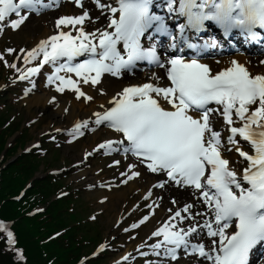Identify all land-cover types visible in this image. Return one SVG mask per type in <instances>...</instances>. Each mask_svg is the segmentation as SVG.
<instances>
[{"label":"snow or ice","instance_id":"snow-or-ice-1","mask_svg":"<svg viewBox=\"0 0 264 264\" xmlns=\"http://www.w3.org/2000/svg\"><path fill=\"white\" fill-rule=\"evenodd\" d=\"M73 3L81 9L79 14L58 16V31L31 48L19 49L24 55L17 59L29 66L10 65L20 73L17 79L28 80L44 64H51L55 71L48 75L49 83L60 92L71 89L77 99L92 101L81 85L106 94L105 74L122 77L140 62L163 70L153 71L142 83L121 85L107 106L76 120L69 135L75 140L87 128L107 127L116 136L97 148L123 152L129 162L121 175L140 177L143 165L159 177L152 187L174 185L189 194L191 199L175 211L168 209L171 215L152 232L160 238L151 245L153 254L160 255L163 249L164 256L177 260L178 249H183L185 255L202 258L197 264H250L253 249L264 245V72L253 73L236 58L214 70L201 57L218 41L194 42L189 33L198 35L207 29L206 22H214L225 36L237 30L246 41L262 43L264 0H163V14L154 11V0H93L100 10L94 17L82 0ZM58 6L59 0H0V32L9 26L16 30L31 13ZM180 17L183 22L175 23ZM86 21L101 23L88 31ZM162 36L169 40L165 51L183 46L194 55H162L157 50ZM0 60L9 63L4 53ZM152 195L150 188L145 198ZM171 202L179 204L176 196ZM148 219L145 215L141 222ZM0 231L10 245L15 243L2 221ZM201 235L208 244L203 239L194 242Z\"/></svg>","mask_w":264,"mask_h":264},{"label":"trees","instance_id":"trees-1","mask_svg":"<svg viewBox=\"0 0 264 264\" xmlns=\"http://www.w3.org/2000/svg\"><path fill=\"white\" fill-rule=\"evenodd\" d=\"M6 118H0V156L4 150L7 138L16 133L20 122H13L7 128L1 129ZM27 134L19 139L4 155L10 159L16 154V148L21 146ZM40 165L34 156L20 155L7 165L0 178V219L11 222L15 244H9L3 231H0V264H72L91 243L98 239V234L91 236L92 227L80 213L69 212L70 199L56 200L48 203L54 187L48 177L38 180L34 187L26 193L21 202L13 197L19 189L35 176ZM39 203H48L44 214L28 217L27 211ZM61 232L57 238L49 240L53 233ZM90 236V237H89ZM22 250L24 260L18 261L17 251Z\"/></svg>","mask_w":264,"mask_h":264},{"label":"rangeland","instance_id":"rangeland-1","mask_svg":"<svg viewBox=\"0 0 264 264\" xmlns=\"http://www.w3.org/2000/svg\"><path fill=\"white\" fill-rule=\"evenodd\" d=\"M31 20L32 21L36 20L35 25L37 24L38 26L36 29V31L38 32L42 26L41 19L32 18ZM28 23L17 34L12 35V37L10 35L7 36L11 38L10 40H5L6 37L4 36L2 41L5 42V49L9 47L11 48L16 47L18 49L29 48L31 46L30 42L25 41V38H24V35L28 38L30 35L29 30H32L31 24H28ZM7 54L10 55L11 53H7ZM2 85H4L3 82H0V86ZM10 85L11 84H5L4 88H7ZM46 91H47L46 89L44 90L38 89V91L29 94L27 97L20 96L18 98L20 100L19 106L15 108V112L17 111L20 112L22 116L21 118L22 123L23 122L30 123L32 121L43 119V118L46 119L44 124L35 125L29 129V135L31 136V139L30 141L26 142L25 146H29L30 143L32 142H38L40 135L49 129H52V128L57 129V128H61L63 126L66 127L67 125H69L67 116H63L62 114H60L59 109L57 108V105L52 106L51 104H45V105L35 106V105L28 103V100L32 98L33 95H42L44 93L49 94ZM49 92H52V94H49L50 96L53 95L57 99V104H58V101L60 100L61 102H64L67 105L73 106L77 108L78 110L80 109L81 104H83L85 107V104L83 102L76 99L74 92H71V94H68L65 96H58L57 94H54L53 91H49ZM96 104H99V102H97ZM88 107L89 106L87 105L84 108V110H87ZM82 111L83 109H81V112ZM89 138L85 139L83 142L77 144L74 147L62 146L59 152L60 160L56 163L55 167L60 168L62 166H68L69 164L74 163V162H79L80 155L84 151V150L83 151L81 150L84 147L90 148L94 143V141H92V139H89ZM98 139H104V137L101 136ZM10 140L12 141L14 139L11 138ZM87 142H89L90 144L84 146V144H86ZM23 150L20 148L19 149L17 148V154L22 153ZM94 163L96 165H94ZM105 163L106 161H101L97 159L93 161V167L102 170L101 168H104L107 166L105 165ZM6 164H3V165H6ZM3 165L1 167H3ZM91 171L92 170H89L88 172L92 173ZM78 175L79 174H76L72 176L71 178H69L67 180V183L70 184L72 181H74V184H73L74 186H76L79 189L85 190L84 188L87 187L90 177L80 180L77 178ZM92 175L95 177L94 173H92ZM38 176H42V175H38ZM108 177H115V172L113 173V175H110ZM98 178L100 179L101 177L99 176ZM119 191H123V190L119 189L115 191L112 190L111 192H109L107 190H101L98 187H93L92 189H89L88 191L85 190V192L82 194L83 200L87 201L88 205L91 207L90 211L92 212L94 211L93 213H96L97 211L102 212V214L97 217V226L103 229V232L101 233L102 234L101 237H103L104 239H109L111 236L115 235V232L113 230L114 223L117 221V219L122 218L123 215L131 207V205L135 203L136 201H138V198H139V197H134L135 191H130L129 194H127V197L125 200L120 199L115 206L114 205L111 206L112 202L108 195L111 193L119 192ZM51 200L53 199L51 198ZM168 204L170 205L169 207H171V203L169 202ZM168 213L169 212L167 211L164 214V216L160 217V219H163V217H165V215H167ZM118 241L121 242L120 238L118 239Z\"/></svg>","mask_w":264,"mask_h":264},{"label":"bare ground","instance_id":"bare-ground-1","mask_svg":"<svg viewBox=\"0 0 264 264\" xmlns=\"http://www.w3.org/2000/svg\"><path fill=\"white\" fill-rule=\"evenodd\" d=\"M104 2L106 3L111 2V0H104ZM83 4L89 10L90 15H92L93 17L100 15V12H97L93 7H91L89 2L83 1ZM65 5H69L67 7H71L73 9H66V10L59 9V11H57L58 7H56L53 11H56V14L58 13L59 15H72V14H79L81 12L80 8L77 9L75 8L74 5H70L69 3H66ZM51 15L53 16V19H51L50 17ZM56 19H57V16L53 15V13L43 15L41 17L42 27L38 31L37 35L35 31L38 26H35L36 21L35 23L32 22L31 27L33 28L32 30H29L30 35L27 38V42L31 41L32 43L31 47H33L40 39H43L46 36L53 34L57 30V28L55 27ZM103 20H104V16H101V21ZM101 21H93L91 23L86 21L85 22L86 30L88 31L94 30V28L100 26ZM231 57L236 58L241 63L245 64V66L248 67V69L253 73L264 72V64L259 63L260 60H264V54H261L258 52L255 53L254 55H247V56H215L212 59H206L205 62L209 63L210 66L214 70H216V66H217L216 64L221 66V68L228 66L230 60L232 59ZM217 60L219 61V63H217ZM156 71H159V70L157 69ZM152 72H149L150 74L148 75H141V74H136V73H133L132 75L124 74L120 78L112 77L110 75L108 76L105 75V78L103 80V86L107 89L106 94H99L94 88L90 87L89 85H81L82 89L86 91L87 93H89L90 95H92L94 99L92 101L83 100V103L85 105L89 104V108L87 110H84L85 107L83 104H81L79 110L73 106L68 107V111L65 114L67 116L69 124L70 123L73 124L76 120L87 119L89 116L92 115L93 112L99 110V108H97L95 104H93V102L98 101L101 104L107 106L108 100H110L111 95L114 94V92L119 91L121 85L142 83L144 82L143 80L145 79H148V78L151 79ZM49 101L50 99H47L46 95L42 94V95H33V97L28 100V103L35 105V106H39V105H45ZM66 106L67 105L65 103L59 104L58 109H59L60 114H62V109L67 108ZM81 109H83L82 112H81ZM92 130L94 131V134H95L93 139H95L101 134L100 129L98 130L92 129ZM228 155L232 156L231 153H229ZM124 160H125L124 165H126L129 162V160L127 159H124ZM139 167L142 172V175L140 177L131 178L130 179L131 182L127 184L125 188L122 189L123 191L111 193L108 195L112 202L111 206L113 205L115 206L120 199H123V200L126 199L127 194L131 190H136L140 195L144 194V192L148 191V189L151 188V185L155 182V180L159 178L157 174L153 173V175H151V173L143 169L141 166ZM87 173L88 172L83 173L82 176L84 177ZM156 196H161V200L163 202L162 205L164 206L170 201L172 196H176L177 199H181L182 197L185 200L188 197H190L189 194L185 192L183 189H174L172 186L164 188L163 190L158 192ZM147 200L148 202H151L153 200V195L147 198ZM159 212L161 215H163V212L161 209L159 210ZM201 239H203L206 242H209L208 238H206L205 236L201 237Z\"/></svg>","mask_w":264,"mask_h":264}]
</instances>
